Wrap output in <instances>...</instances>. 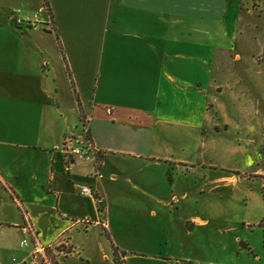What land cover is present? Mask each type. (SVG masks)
I'll list each match as a JSON object with an SVG mask.
<instances>
[{
    "label": "crops",
    "instance_id": "obj_1",
    "mask_svg": "<svg viewBox=\"0 0 264 264\" xmlns=\"http://www.w3.org/2000/svg\"><path fill=\"white\" fill-rule=\"evenodd\" d=\"M252 2L48 0V15L44 0H0V264H34L26 226L60 250L59 264H114L107 232L132 252L145 229L157 244L146 261L198 262L192 234L210 221L187 206L192 140L222 108L231 83L218 78L264 37ZM86 134L97 163L66 153ZM82 187L105 198V213ZM132 195L139 209L121 204Z\"/></svg>",
    "mask_w": 264,
    "mask_h": 264
},
{
    "label": "rangeland",
    "instance_id": "obj_2",
    "mask_svg": "<svg viewBox=\"0 0 264 264\" xmlns=\"http://www.w3.org/2000/svg\"><path fill=\"white\" fill-rule=\"evenodd\" d=\"M252 7L264 12V1L253 0ZM255 36L247 39L244 67L218 78L219 82L229 79L231 84L217 96L221 110L212 105L214 127L206 124L204 130L199 128L196 142L192 136L195 172L190 181L196 185L191 187L187 206L191 213L210 221L208 227L192 234L198 261L194 264H264L263 258H257L259 254L264 257V47L261 55L251 59V52L264 45V37L260 30ZM239 79L241 83H236ZM178 181L184 182L177 179L176 185ZM120 201L129 209L142 206L133 195ZM107 236L113 241L111 233ZM175 237L181 236L175 233ZM156 250L157 244L145 229V247L137 244L132 252H122L145 256L132 264H156L145 260Z\"/></svg>",
    "mask_w": 264,
    "mask_h": 264
},
{
    "label": "built area",
    "instance_id": "obj_3",
    "mask_svg": "<svg viewBox=\"0 0 264 264\" xmlns=\"http://www.w3.org/2000/svg\"><path fill=\"white\" fill-rule=\"evenodd\" d=\"M46 11V9H45ZM47 13V12H46ZM49 30L51 29V23L49 22ZM84 126L86 125V119L83 122ZM70 140L65 142V145L68 144ZM66 153L70 156H78L82 160L93 161L97 163V154L91 139L87 136L83 144L77 142L76 147L68 148L65 146ZM98 174V172H97ZM80 193L84 196L91 197L92 200L99 206L101 205V212H106L107 209V201L103 196H101L98 192L93 190L91 187H82L80 188ZM105 228L108 230L107 224ZM24 237L22 238L21 245L23 247L33 246V260L34 264H59L56 255L60 254V250L57 247H46L42 245L35 233V231L31 228V226H26L24 231ZM125 264V263H123Z\"/></svg>",
    "mask_w": 264,
    "mask_h": 264
},
{
    "label": "trees",
    "instance_id": "obj_4",
    "mask_svg": "<svg viewBox=\"0 0 264 264\" xmlns=\"http://www.w3.org/2000/svg\"><path fill=\"white\" fill-rule=\"evenodd\" d=\"M44 7L46 9L47 14L50 15L51 14V9H50L48 0H44ZM57 42H58L59 50L62 53V46H61V43H60V40H59V37L58 36H57ZM80 111H81L82 120L84 122L85 117H84V114H83L81 108H80ZM261 195H262V198H263V201H264V191L263 190L261 191ZM259 227L260 228H263L260 224H259ZM263 233H264V229H263ZM110 240H111V243H112L113 248H114V256H115V258H114V264H123V263H125V261H124V255H125V253L124 252H121L119 250V248L117 246H115V244L113 243V241H112L111 238H110Z\"/></svg>",
    "mask_w": 264,
    "mask_h": 264
}]
</instances>
